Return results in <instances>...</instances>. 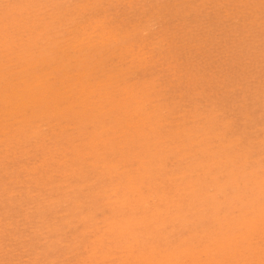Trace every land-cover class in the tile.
<instances>
[{
	"label": "rangeland",
	"instance_id": "1",
	"mask_svg": "<svg viewBox=\"0 0 264 264\" xmlns=\"http://www.w3.org/2000/svg\"><path fill=\"white\" fill-rule=\"evenodd\" d=\"M0 4V264H264V0Z\"/></svg>",
	"mask_w": 264,
	"mask_h": 264
},
{
	"label": "bare ground",
	"instance_id": "2",
	"mask_svg": "<svg viewBox=\"0 0 264 264\" xmlns=\"http://www.w3.org/2000/svg\"><path fill=\"white\" fill-rule=\"evenodd\" d=\"M27 2V1H26ZM54 3V2H53ZM29 4V3H28ZM1 5V4H0ZM127 5V4H126ZM1 7V6H0ZM33 10V9H32ZM12 11V10H11ZM28 12V11H27ZM34 12V11H33ZM225 13V12H224ZM226 14V13H225ZM3 16H5L4 14H3ZM21 16V15H20ZM38 17V16H37ZM36 17V18H37ZM24 18V17H23ZM105 18V17H104ZM25 19V18H24ZM43 19V18H42ZM6 20V19H5ZM56 20V19H55ZM6 23V22H5ZM10 23V22H9ZM37 23V22H36ZM35 23V24H36ZM139 23V22H138ZM2 24V23H1ZM14 24H15V22H14ZM96 24V23H95ZM24 25V24H23ZM143 25V24H142ZM105 26H106V24H105ZM4 27V26H3ZM21 27V26H20ZM25 27H27V25L25 26ZM88 27H89V25H88ZM87 27V28H88ZM105 28V27H104ZM134 28V27H133ZM86 29V28H85ZM89 30H91V29H89ZM102 30V29H101ZM92 31V30H91ZM129 31V30H128ZM150 31V30H149ZM185 31V30H184ZM43 32H45L44 30H43ZM115 32H117V31H115ZM168 33V32H167ZM218 33V32H217ZM53 34V33H52ZM103 34H104V32H103ZM115 34V33H114ZM131 34H132V32H131ZM13 35V34H12ZM16 35H18V34H16ZM48 35V34H47ZM46 35V36H47ZM91 35V34H90ZM106 36V35H105ZM104 36V37H105ZM5 37V36H4ZM103 37V38H104ZM174 37V36H173ZM196 37V36H195ZM225 37V36H224ZM40 38V37H39ZM44 40V39H43ZM56 40H58V39H56ZM64 40V39H63ZM69 40H71V39H69ZM82 40V39H81ZM124 40V39H123ZM141 40V39H140ZM161 40V39H160ZM3 41V40H2ZM103 41V40H102ZM192 41V40H191ZM47 42V41H46ZM62 42V41H61ZM83 42V41H82ZM164 42V41H163ZM60 43V42H59ZM65 43V42H64ZM3 44V43H2ZM67 44H69V43H67ZM88 44H89V42H88ZM151 44V43H150ZM167 44V43H166ZM193 44V43H192ZM12 45V44H11ZM159 45V44H158ZM10 46V45H9ZM9 46H7V47H9ZM26 46V45H25ZM71 47V46H70ZM69 47V48H70ZM227 48V47H226ZM71 49V48H70ZM13 50V49H12ZM56 50V49H55ZM74 50H75V48H74ZM73 50V51H74ZM83 50V49H82ZM26 51V50H25ZM51 51V50H50ZM77 52H78V50H76ZM153 51V50H152ZM52 52V51H51ZM75 52V51H74ZM76 52V53H77ZM6 53H8V52H6ZM118 53V52H117ZM1 54V53H0ZM9 54V53H8ZM73 54V53H72ZM94 54V53H93ZM153 54V53H152ZM236 54V53H235ZM2 55V54H1ZM0 55V56H1ZM46 55V54H45ZM115 55V54H114ZM117 55V54H116ZM3 56H5V55H3ZM91 55H89V57H90ZM161 56V55H160ZM51 57V56H50ZM113 57V56H112ZM144 57V56H143ZM10 58V57H9ZM1 60V59H0ZM3 60V59H2ZM51 60H53V59H51ZM76 60V59H75ZM74 60V62H76ZM78 60H80V59H78ZM7 61V60H6ZM70 61H71V59H70ZM170 61H172V60H170ZM80 62V61H79ZM101 62V61H100ZM83 63V62H82ZM32 64V63H31ZM68 64V63H67ZM78 64V63H77ZM223 64V63H222ZM48 65V64H47ZM80 65V64H79ZM154 65V64H153ZM175 65V64H174ZM31 67H34L33 65H30ZM64 66V65H63ZM71 67V66H70ZM122 67V66H121ZM84 68V67H83ZM31 69H33V68H31ZM31 69H30V72H31ZM65 69H66V67H65ZM68 69V68H67ZM248 70V69H247ZM248 74V73H247ZM198 77V76H197ZM35 78V77H34ZM179 78V77H178ZM7 79V78H6ZM217 79V78H216ZM39 80V79H38ZM76 81V80H75ZM126 81V80H125ZM181 81V80H180ZM74 82V81H73ZM3 83H4V81H3ZM36 83V82H35ZM69 83V82H68ZM79 83V82H78ZM126 83V82H125ZM40 84V83H39ZM70 84V83H69ZM127 84V83H126ZM34 85V84H33ZM36 85V84H35ZM41 85V84H40ZM137 85V84H136ZM187 85V84H186ZM237 85V84H236ZM235 85V86H236ZM176 86V85H175ZM5 88H6V86H4ZM22 87V86H21ZM21 89L20 87H17V89ZM69 88V87H68ZM131 88V87H130ZM147 88V87H146ZM81 89H83V88H81ZM229 89H231V88H229ZM23 90V89H22ZM49 90V89H48ZM69 90V89H68ZM134 90V89H133ZM252 90V89H251ZM7 91V90H6ZM12 91V90H11ZM80 91V90H79ZM106 91V90H105ZM140 91H142V89H140ZM202 91V90H201ZM233 91V90H232ZM254 91V90H253ZM40 92H41V90H40ZM58 92V91H57ZM71 92H73V91H71ZM81 92V91H80ZM128 92V91H127ZM8 93V92H7ZM23 93V92H22ZM45 93V92H44ZM46 93H48L47 91H46ZM131 93V92H130ZM136 93H137V91H136ZM144 93V92H143ZM256 93V92H255ZM13 94V93H12ZM28 94V93H27ZM70 94V93H69ZM82 94V93H81ZM91 94H93V93H91ZM132 94V93H131ZM207 94V93H206ZM212 94V93H211ZM8 95V94H7ZM24 95H26V94H24ZM243 95V94H242ZM241 95V96H242ZM248 95V94H247ZM259 95V94H258ZM31 96V95H30ZM43 96V95H42ZM85 96V95H84ZM108 96V95H107ZM110 96V95H109ZM127 96V95H126ZM134 96V95H133ZM136 96V95H135ZM262 96V95H261ZM23 97V96H22ZM41 97V96H40ZM87 97V96H86ZM140 97V96H139ZM209 97V96H208ZM3 98H4V96H3ZM26 98V97H25ZM56 98V97H55ZM59 98V97H58ZM61 98H62V96H61ZM123 98H124V96H123ZM141 98V97H140ZM42 99L44 100V98L42 97ZM134 99V98H133ZM257 99V98H256ZM10 100V99H9ZM32 100H35V99H32ZM41 100V99H40ZM60 100V99H59ZM72 100V99H71ZM84 100V99H83ZM89 100V99H88ZM137 100V99H136ZM142 100V99H141ZM141 100H139V101H141ZM15 101V100H14ZM38 101V100H37ZM94 101V100H93ZM110 101V100H109ZM21 102H23V101H21ZM40 102V101H39ZM45 102V101H44ZM47 102V101H46ZM138 102V101H137ZM149 102V101H148ZM11 103V102H10ZM30 103V102H29ZM115 103V102H114ZM128 103H130V102H128ZM136 103V102H135ZM14 104V103H13ZM212 104H213V102H212ZM26 105V104H25ZM27 105H29V104H27ZM35 105V104H34ZM41 105V104H40ZM82 105H85V103L84 104H82ZM111 105V104H110ZM151 105V104H150ZM155 105V104H154ZM236 105V104H235ZM43 107H44V103H43V105H42ZM52 106V105H51ZM97 106V105H96ZM119 106V105H118ZM32 107H34L33 105H32ZM47 107V106H46ZM49 107V106H48ZM47 107V108H48ZM59 107V106H58ZM95 107V106H94ZM98 107V106H97ZM127 107V106H126ZM138 107V106H137ZM244 107V106H243ZM0 108H1V106H0ZM4 108V107H3ZM3 108H1V110L3 109ZM23 108V107H22ZM30 108H31V106H30ZM63 108H65V106L63 107ZM91 108V107H90ZM96 108V107H95ZM136 108V107H135ZM140 108V107H139ZM44 109V108H43ZM98 109H100V108H98ZM98 109H94L95 111H97ZM110 109V108H109ZM153 109V108H152ZM162 109V108H161ZM16 110V109H15ZM94 110L92 111V112H94ZM166 110V109H165ZM198 110V109H197ZM246 110V109H245ZM14 111V110H13ZM18 111V110H17ZM65 111H67V110H65ZM99 111H101V110H99ZM57 112H58V109H57ZM98 112V111H97ZM135 112V111H134ZM141 112H143V111H141ZM162 112H163V110H162ZM233 112V111H232ZM100 114V113H99ZM199 114H201V113H199ZM199 114H197V115H199ZM1 115H2V113H1ZM214 115V114H213ZM35 116V115H34ZM39 116V115H38ZM41 116V115H40ZM52 116V115H51ZM95 117H96V115H94ZM126 116V115H125ZM136 116V115H135ZM148 116V115H147ZM160 116V115H159ZM162 116V115H161ZM185 116H187V115H185ZM201 116V115H200ZM200 116H199V118H200ZM244 116V115H243ZM106 117V116H105ZM166 117V116H165ZM164 117V118H165ZM194 117V116H193ZM2 118H4V117H2ZM31 118V117H30ZM35 118H36V116H35ZM50 118H52V117H50ZM101 118V117H100ZM137 118H139V117H137ZM163 118V119H164ZM99 119V118H98ZM166 119V118H165ZM19 120V119H18ZM147 120H149V119H147ZM169 120V119H168ZM204 120V119H203ZM17 121V120H16ZM46 121V120H45ZM164 121V120H163ZM186 121H188V120H186ZM48 122V121H47ZM84 122V121H83ZM88 122V121H87ZM104 122V121H103ZM161 122V121H160ZM159 122V123H160ZM227 122H229V121H227ZM5 123V122H4ZM132 123V122H131ZM139 123V122H138ZM165 123H167V122H165ZM213 123V122H212ZM7 124V123H6ZM11 124V123H10ZM27 124V123H26ZM90 124V123H89ZM143 124V123H142ZM171 124V123H170ZM169 124V125H170ZM91 125V124H90ZM130 125V124H129ZM210 125V124H209ZM11 126V125H10ZM103 126V125H102ZM128 126V125H127ZM132 126V125H131ZM59 127V126H58ZM95 127V126H94ZM97 127V126H96ZM106 127H108V126H106ZM105 127V128H106ZM111 127V126H110ZM133 127V126H132ZM168 127V126H167ZM109 128V127H108ZM134 128H136V127H134ZM23 129V128H22ZM51 129V128H50ZM100 129V128H99ZM109 129H111V132H113L112 131V129H115V128H109ZM108 129V130H109ZM161 129V128H160ZM160 129H158V131L160 130ZM103 129L101 128V131H102ZM132 130V129H131ZM137 130V129H136ZM190 130H192V129H190ZM230 130V129H229ZM228 130V131H229ZM99 131V130H98ZM171 131V130H170ZM124 132V130L121 132V134ZM126 133H127V131H125ZM136 132V131H135ZM146 132V131H145ZM125 133V134H126ZM129 133V132H128ZM15 134V133H14ZM36 134V133H35ZM38 134V133H37ZM124 134V133H123ZM39 135V134H38ZM38 135H36V136H38ZM117 135V134H116ZM172 135V134H171ZM175 135V134H174ZM178 136V135H177ZM179 136H180V134H179ZM40 137H41V134H40ZM122 137H124V136H122ZM148 137V136H147ZM181 137H183L182 135H181ZM38 138H39V136H38ZM128 139H130V137H128ZM216 139V138H215ZM27 140V139H26ZM39 140V139H38ZM35 141V140H34ZM43 141H44V138H43ZM90 141H92V139L90 140ZM42 142V141H41ZM94 142V141H93ZM96 142V141H95ZM261 142V141H260ZM40 143V142H39ZM43 143V142H42ZM137 144V143H136ZM169 144V147H170V143H168ZM44 145H45V143H44ZM194 145V144H193ZM96 146V145H95ZM136 146H138V145H136ZM164 146V145H163ZM3 147V146H2ZM34 147V146H33ZM44 147V146H43ZM42 147V148H43ZM49 147V146H48ZM168 147V146H167ZM173 147H171V149H172ZM41 149V148H40ZM65 149V148H64ZM139 149V148H138ZM174 149V148H173ZM172 149V150H173ZM176 149V148H175ZM42 150V149H41ZM62 150V149H61ZM122 150V149H121ZM179 150V149H178ZM105 151V150H104ZM136 151H137V149H136ZM174 151V150H173ZM176 151V150H175ZM121 152V151H120ZM206 152V151H205ZM89 153V152H88ZM207 153V152H206ZM7 154V153H6ZM30 154V153H29ZM77 154V153H76ZM26 155V154H25ZM66 156V155H65ZM69 156V155H68ZM203 156H206V155H204V153H203ZM208 156H209V154H208ZM5 157V156H4ZM46 157V156H45ZM44 157V158H45ZM96 157V156H95ZM139 157V156H138ZM6 158V157H5ZM67 158V157H66ZM171 158V157H170ZM203 158V157H202ZM211 158H212V156H211ZM105 159V158H104ZM110 159V158H109ZM135 160V159H134ZM213 160H214V158H213ZM98 161V160H97ZM111 161V160H110ZM75 162V161H74ZM77 162H79V160L77 161ZM102 162H103V160H102ZM184 162V161H183ZM208 162V161H207ZM244 162V161H243ZM81 164H82V162H80ZM95 163H97V162H95ZM99 163H100V161H99ZM98 163V164H99ZM122 163V162H121ZM139 163V162H138ZM213 163V162H212ZM214 163H215V161H214ZM51 164V163H50ZM75 164H77L76 162H75ZM97 164V165H98ZM101 164V163H100ZM103 164V163H102ZM216 164V163H215ZM215 164H213V165H215ZM19 165V164H18ZM116 165V164H115ZM110 166V165H109ZM46 168V167H45ZM73 168V167H72ZM113 168H114V166H113ZM115 168H116V166H115ZM49 169V168H48ZM56 169H58V168H56ZM114 170V169H113ZM27 171V170H26ZM165 171V170H164ZM33 172H36V171H33ZM106 172V171H105ZM51 174H55V172L54 173H51ZM139 174H141V173H139ZM103 175V174H102ZM131 175V174H130ZM147 175V174H146ZM35 176V175H34ZM49 176V175H48ZM181 176V175H180ZM110 178V177H109ZM174 180V179H173ZM134 182V181H133ZM199 183V182H198ZM236 183V182H235ZM36 184V183H35ZM63 184H65V183H63ZM131 185V184H130ZM129 185V186H130ZM133 185V184H132ZM189 185V184H188ZM191 186V185H190ZM90 187V186H89ZM129 188V187H128ZM210 188V187H209ZM237 188V187H236ZM130 189V188H129ZM127 190V189H126ZM97 191V189L95 190V192ZM132 191V190H131ZM10 192V191H9ZM113 192V191H112ZM111 194H113V193H111ZM150 194V193H149ZM149 194H148V196H149ZM209 194V193H208ZM151 196V195H150ZM126 196H124V198H125ZM216 197V196H215ZM22 198V197H21ZM128 198V197H127ZM115 201H116V199H115ZM122 201V200H121ZM127 201V200H126ZM144 201V200H143ZM142 201V202H143ZM18 203V202H17ZM122 203V202H121ZM145 204V203H144ZM142 205V204H141ZM177 205V204H176ZM29 206H31V205H29ZM52 206V205H51ZM124 206V205H123ZM264 206V205H263ZM134 207V206H133ZM139 207V206H138ZM143 207V206H142ZM190 208V207H189ZM156 209V208H155ZM260 211H262V210H260ZM103 212V211H102ZM153 212V211H152ZM156 212H159V211H156ZM91 214V213H90ZM89 214V215H90ZM157 214V213H156ZM177 214V213H176ZM143 214H141V216H142ZM262 215V214H261ZM47 216V215H46ZM158 216V215H157ZM156 216V217H157ZM199 217V216H198ZM50 218V217H49ZM85 218V217H84ZM111 218H113L114 219V217H111ZM145 218V217H144ZM155 218V217H154ZM152 219V218H151ZM181 219V218H180ZM112 220V219H111ZM114 221V220H113ZM124 221H126V220H124ZM128 221H129V219H128ZM146 221V220H145ZM144 221V222H145ZM154 221H156V220H154ZM102 222V221H101ZM106 222V221H105ZM112 222V221H111ZM115 222L116 221H114V223L113 224H115ZM132 222V221H131ZM141 222V221H140ZM139 222V223H140ZM117 224H118V222H116ZM124 223V222H123ZM133 223V222H132ZM102 224H104V223H102ZM113 224H111L112 226H113ZM224 224V223H223ZM108 225V224H107ZM106 225V226H107ZM124 225H125V223H124ZM124 225L122 226L121 225V227L123 228L124 227ZM126 225H128V222L126 223ZM125 225V226H126ZM143 225V224H142ZM250 225H252V224H250ZM116 226V225H115ZM129 226V225H128ZM127 226V227H128ZM160 226V225H159ZM164 226V225H163ZM94 227V226H93ZM104 229V228H103ZM108 229H110V227L108 228ZM107 229V230H108ZM126 229V228H125ZM89 230H91V229H89ZM120 230H121V228L120 229H118V231L120 232ZM138 230V229H137ZM118 231H117V233H118ZM124 231V230H123ZM126 231H128L127 229H126ZM125 231V232H126ZM129 232V231H128ZM158 232V231H157ZM160 232V231H159ZM94 233V232H93ZM102 233V232H101ZM116 233V234H117ZM114 234V233H113ZM120 234V233H119ZM130 234V233H129ZM203 234V233H202ZM211 234V233H210ZM114 236V235H113ZM112 236V237H113ZM123 236V235H122ZM125 236V235H124ZM200 236H201V234H200ZM100 237V236H99ZM99 237H98V239H99ZM146 237V236H145ZM101 238V237H100ZM105 238V237H104ZM220 238V237H219ZM93 239V238H92ZM97 239V238H96ZM123 239V238H122ZM136 239V238H135ZM141 239V238H140ZM91 240V239H90ZM102 240V239H101ZM129 243V242H128ZM131 243V242H130ZM134 243V242H133ZM2 244V243H1ZM98 244H99V242H98ZM207 244V243H206ZM218 244V243H217ZM128 245V244H127ZM221 245V244H220ZM4 246V245H3ZM103 246V245H102ZM116 246V245H115ZM153 246V245H152ZM186 246V245H185ZM173 247V246H172ZM189 247V246H188ZM205 247V246H204ZM209 247V246H208ZM212 247H214V246H212ZM92 249V248H91ZM114 249V248H113ZM134 249V248H133ZM141 249V248H140ZM152 250L154 249V248H151ZM164 249V248H163ZM197 249V248H196ZM166 250V249H165ZM171 250V249H170ZM189 250H191V249H189ZM61 251V250H60ZM81 251V250H80ZM109 251V250H108ZM121 251V250H120ZM179 251V250H178ZM183 251V250H182ZM94 252V251H93ZM139 252V251H138ZM142 252V251H141ZM180 252V251H179ZM184 252H185V250H184ZM189 251H187V253H188ZM164 253H166V252H164ZM183 253V252H182ZM213 253V252H212ZM254 254H255V251L253 252ZM89 254V252L87 253V256H90V255H88ZM102 254V253H101ZM133 254V253H132ZM141 254V253H140ZM170 254H171V252H170ZM178 254V253H177ZM92 255V254H91ZM94 255V254H93ZM97 255V254H96ZM100 255V254H99ZM122 255V254H121ZM167 255V254H166ZM198 255V254H197ZM102 256V255H101ZM119 256V255H118ZM126 256V255H125ZM133 256V255H132ZM146 256V255H145ZM145 256H143V258L145 257ZM177 257H178V255H176ZM210 256V255H209ZM213 256V255H212ZM91 257H94V256H91ZM112 257H114V256H110V258H112ZM135 257V256H134ZM176 257V258H177ZM126 258V257H125ZM160 258V257H159ZM173 258H174V255H173ZM88 259V261L90 260L89 258H87ZM134 259V258H133ZM132 259V260H133ZM166 259H167V257H166ZM171 259V258H170ZM114 260V259H113ZM126 259H124V261H125ZM155 260V259H154ZM195 260H198V258L197 259H195ZM200 260V259H199ZM198 260V261H199ZM96 261H99V260H96ZM128 261V260H127ZM147 261H148V259H147ZM158 261V260H157ZM175 262H176V260H174ZM206 261V260H205ZM257 261V260H256ZM85 262V261H84ZM117 262V261H116ZM145 262V261H144ZM159 262V261H158ZM157 262V263H158ZM168 262V261H167ZM197 262V261H196ZM238 262V261H237ZM90 263V262H89ZM88 263V264H89ZM120 263V262H119ZM91 264V263H90ZM103 264V263H102ZM126 264V263H125ZM149 264H150V262H149ZM192 264V263H191ZM207 264V263H206ZM208 264H210V263H208ZM233 264V263H232Z\"/></svg>",
	"mask_w": 264,
	"mask_h": 264
}]
</instances>
